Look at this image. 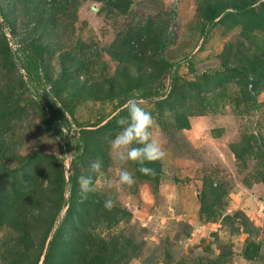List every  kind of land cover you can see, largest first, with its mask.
<instances>
[{"label": "rangeland", "instance_id": "obj_1", "mask_svg": "<svg viewBox=\"0 0 264 264\" xmlns=\"http://www.w3.org/2000/svg\"><path fill=\"white\" fill-rule=\"evenodd\" d=\"M132 1L124 15L97 0H69L67 5L62 1L61 7L57 4L52 8L49 0H0L15 31L12 38L0 25L9 46L22 56V47L32 39L47 45L42 71L58 85L56 90L73 113L70 116L64 110L71 123L69 130L66 126L63 134L56 135V140L51 137L44 140L43 121L35 103L30 101L34 91L47 114H50V99L61 108L62 105L53 96L49 83H38L29 75L30 83L28 74L15 58L16 68L4 75L0 71V86L7 85L8 81L16 84L22 76L28 87L13 90L14 96L19 95L18 105L24 109V115L12 130L18 153L25 155L41 148L61 155L67 178L75 152V137L81 128L75 122L81 125L103 122L126 106L116 109L120 99L111 96L120 91V84L126 87L123 73L131 78L136 75L140 71L137 60L141 55L146 71L151 66L150 60L163 56L176 63L179 83L201 81L203 85L197 88L185 85L183 104L158 111L154 101L165 97L170 83V75L163 72L148 85L156 88L158 94L150 99L138 98L142 101L141 107L154 120L151 138L166 152L159 160L161 176L155 187L136 177L131 161L126 168L133 174L135 183L131 187L120 185V165L110 147L120 131L102 143L103 160L99 157L93 160L101 162L93 184L95 191L128 215L110 230L100 224L93 232L105 240L112 234L123 237L125 260L117 264H195L199 258L207 261L221 251L226 255V264H264V85L253 89L249 84L251 95L243 100L241 86L234 81L207 87L202 81L204 73H227L223 60L228 66H245L244 59L255 52L251 45L264 41V31L249 34L252 42L239 35V28L226 32L219 24L203 35L207 27L204 19L207 0ZM143 25L158 32H148ZM152 34H159L165 42L160 51L151 40ZM126 37H131V41H123ZM140 43H143L142 50L138 47ZM224 49L229 51L223 55ZM219 91L224 92L222 97ZM178 111L187 115L190 128L175 127L174 114ZM248 139L251 152L237 159L232 150ZM205 176L225 190L216 205L220 211L216 221L205 220L199 212ZM42 181L43 185L47 184L46 180ZM108 181H112V187H108ZM66 189L68 184L65 196ZM208 198L210 202L214 196L208 193ZM238 211L247 217L248 225L243 224L242 216L236 214ZM226 214L232 217L224 220ZM13 235L8 227L0 228V264L9 259ZM246 237L260 244L259 254L253 260L241 254Z\"/></svg>", "mask_w": 264, "mask_h": 264}, {"label": "trees", "instance_id": "obj_2", "mask_svg": "<svg viewBox=\"0 0 264 264\" xmlns=\"http://www.w3.org/2000/svg\"><path fill=\"white\" fill-rule=\"evenodd\" d=\"M62 1L66 5L69 3V0H49L48 3L51 4V8L57 4L58 7H61ZM97 1L112 6L116 13L124 15H127L133 2L132 0ZM206 6V11L203 13L204 19L207 20V27L202 31L203 35L218 24L222 25L226 32H235L239 28V35L247 41L249 34L254 31H264V0H207ZM0 15L13 38L15 36L14 27L9 22L6 13L3 12L1 5ZM36 25L37 22L34 23V26ZM143 26L148 32L154 31L148 25ZM156 32L158 31L153 33ZM146 40L149 41L150 38L147 37ZM151 40L156 44L155 48L158 51L165 46V42L159 34H152ZM123 41H131V37H126ZM249 41L252 42V39ZM251 46L254 47L255 52L253 51L244 59L247 62L245 66H228V62L223 60L222 66L228 69L227 73L223 71L218 75H216L217 73L213 75L204 73L202 81H205V86H217L227 81H234L241 86L242 99L247 100L251 95L248 89L249 84L253 89L264 85V41ZM138 47L142 50L143 43H140ZM46 49V44L35 42L32 39L22 47L23 54L21 56L11 49L6 36L0 29V71L3 72L2 75L16 68V58L19 60L21 68L28 74L30 83L32 82L30 76L35 77L38 83H49L53 96L61 103L62 108L53 99H50V114H47L44 105L36 97L38 95H35L36 90L30 99L38 108L43 121L44 140L48 139L46 137L56 140L57 134H63L64 127L67 126L68 130L71 128V123L64 115V110L70 116L73 113L56 90L58 85L50 81L42 71ZM24 50H26L25 53ZM227 51L229 50L224 49L223 55ZM135 55L137 54L135 53ZM113 56L115 59L123 60L122 57ZM141 56L137 60V62L140 61L138 66L140 71L136 72L132 78L131 75L124 72L126 87L122 88L120 84V91L111 95L120 99L115 106L116 109L126 104V99L134 97L150 99L153 95L158 94L156 88L148 85L151 81L158 79L163 72L170 75V83L167 92L164 93L165 97L154 101L158 111L166 106L169 110L173 109L177 103L183 104L187 93L185 85L195 88L198 85H203L201 81L188 84L179 83L176 63L166 60L163 56L157 60L155 58L150 60L151 66L146 71L143 64L144 59ZM188 65L192 70L191 63ZM159 84L163 85L161 82ZM14 87L28 88L22 76L19 77L16 84H11V81H8L7 85L0 86V228L8 227L9 231L14 234V245L8 251L9 259L7 263L3 264H39L44 244L53 228L41 264H117L119 261L123 262L126 254L123 237L112 234L105 240L93 231H96L95 227L100 224L104 225L107 230L112 229L120 221L119 219L128 213L115 206L111 211L107 210L104 207L106 202L104 196L96 191L88 193L85 197L81 191L80 178L91 175L94 184L96 173L90 172V165L95 157L103 160L102 143L105 139L113 137L121 131L117 121L121 117L128 116L126 106L103 122L86 125L75 122L81 128L75 137V152L70 162V173L66 183L64 157L61 155L54 152L48 153L41 148L32 149L25 155L18 153L17 143L12 140V130L15 122L24 115V109L18 105L17 97L19 95H13ZM134 90L136 91L134 92ZM223 90L221 89V91ZM221 91L219 94L222 97L224 92ZM174 125L178 129L190 128L187 115L179 111L176 112ZM91 126L93 127L91 128ZM70 138L67 137L66 140L68 141ZM37 140L42 141L40 137H37ZM68 145L70 146V144ZM235 146L232 151L237 159H241L245 153L251 152L249 139L245 144L240 143V146ZM132 164L134 174L138 179L151 183L153 187L159 183L161 176L159 160L146 164L147 167L155 170L154 175H145L138 171V165L133 162ZM42 179L47 181L46 185H43ZM203 181L204 189L200 194L199 212L205 220L216 221L220 216L219 207L216 205L225 190L221 184H214V180L209 176H205ZM66 184H68V189H66L68 195L65 196ZM208 187L209 191L206 192ZM208 193L214 196L210 202L207 201ZM64 207V212L59 217ZM236 214L242 216L240 219L245 226L248 225V219L244 213L238 211ZM231 217L232 215L226 214L223 219L227 220ZM213 235L217 234L213 233ZM259 248L258 242L246 237L241 254L245 259L253 260L259 254ZM225 261H227L226 255L221 251L215 258H210L207 261L199 258L195 264H226Z\"/></svg>", "mask_w": 264, "mask_h": 264}, {"label": "clouds", "instance_id": "obj_3", "mask_svg": "<svg viewBox=\"0 0 264 264\" xmlns=\"http://www.w3.org/2000/svg\"><path fill=\"white\" fill-rule=\"evenodd\" d=\"M138 98H130L126 102L127 117H121L117 123L121 131L111 141L110 147L114 160L120 165L119 184L131 187L135 183L134 176L126 168L129 161L138 165V171L145 175H154L155 170L147 167V163L161 160L166 152L163 146L151 138V129L154 125L153 117L143 107ZM101 169L99 160L90 165L91 173H98ZM82 194L95 191L92 176L80 178ZM108 187H112V181H108ZM104 207L111 211L114 204L111 200L105 202Z\"/></svg>", "mask_w": 264, "mask_h": 264}, {"label": "water", "instance_id": "obj_4", "mask_svg": "<svg viewBox=\"0 0 264 264\" xmlns=\"http://www.w3.org/2000/svg\"><path fill=\"white\" fill-rule=\"evenodd\" d=\"M0 25H1L2 29H3V31L5 32V34H6V35H9L10 33H9L7 27L5 26L3 20L1 19V17H0ZM67 182H68V177L66 178V183H67ZM52 232H53V230H51V232H50V234H49V236H48V238H47V241H46V244H45L44 252H45V250H46L47 242H48L49 238L51 237ZM44 252L42 253L41 260H40L39 264L42 263V258H43V256H44Z\"/></svg>", "mask_w": 264, "mask_h": 264}]
</instances>
